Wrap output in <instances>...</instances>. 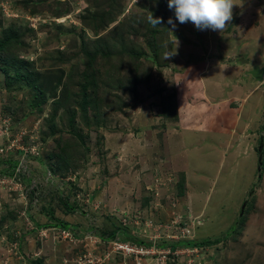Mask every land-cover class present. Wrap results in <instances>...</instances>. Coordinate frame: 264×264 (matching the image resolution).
<instances>
[{"label": "rangeland", "instance_id": "obj_1", "mask_svg": "<svg viewBox=\"0 0 264 264\" xmlns=\"http://www.w3.org/2000/svg\"><path fill=\"white\" fill-rule=\"evenodd\" d=\"M235 2L221 32L168 0H0V59L26 65L11 86L0 69V264H264V83L243 79L264 62V0ZM103 10L101 31L82 28ZM96 41L110 53L88 66L79 45ZM53 115L61 169L42 140Z\"/></svg>", "mask_w": 264, "mask_h": 264}, {"label": "trees", "instance_id": "obj_2", "mask_svg": "<svg viewBox=\"0 0 264 264\" xmlns=\"http://www.w3.org/2000/svg\"><path fill=\"white\" fill-rule=\"evenodd\" d=\"M60 2V1H59ZM27 7L29 6V4H26ZM162 6V2H159V5H157V8L155 7H151L150 10H157V9H161ZM111 12V10L107 13V10H103L101 12H97V13H90V14H85L82 16L81 19H79L81 21L82 24V28L84 27H88L90 29H92L95 33H98L99 31H101L103 29V27L107 24L108 21V17L107 15ZM59 14V12L57 13ZM155 36H152L151 38L153 39ZM97 42V41H96ZM12 38H5L4 40L1 39L0 40V53L5 49L8 48L10 45H12ZM103 47L100 48L101 45H99V42H97L96 44L85 46L84 42H81L79 47L80 50L77 52V55H84L85 58H87L86 63L89 65H91V61L95 60L96 57L98 55H102V56H106L110 53L109 49H106L110 44L108 43V41H106L105 43H103ZM112 52V51H111ZM132 54L136 55L138 54V52L134 49H132L130 51ZM0 59V65H2L0 67L1 70H3L6 74H7V78H8V84L11 86L14 81H16V79H21V77H25L24 75L26 74H22L19 73L18 71H21L22 69L26 68V65L24 64L23 61H11V59L9 60H3ZM5 63V65H3V63ZM9 65H11L12 69H13V76L10 77V73H9ZM18 70V71H17ZM95 74H94V70H91L90 72H84L82 74V84L80 83V89H82V109L83 111H87V108L89 106V102H96V99L99 100V96L97 94V82H92V80H95ZM61 78H59L58 80V84H55V87L53 88V92H56V88L57 86L60 84ZM92 82V83H91ZM9 86V89H10ZM40 89L39 88V95H40ZM55 89V90H54ZM70 89H68V85L65 86V90L62 91L61 94L65 95V99H67V97L70 95L69 93ZM91 93V94H90ZM55 94V93H54ZM45 100V97H41L39 99V97L37 98V101H32V104L35 105V107H37L38 109L41 108V102H43ZM56 101V99H55ZM63 102H59L57 103L55 106L56 107H63ZM55 106H53V109L58 110L59 108H56ZM34 107V106H31ZM55 115H53L52 117L50 116V118H48L47 120V124H46V130L42 132V140L44 142H46V147L50 146L52 151L50 152L49 156L50 157H55L57 159V162H55V164L53 165V167H57V168H62V166H58L59 164V159L62 157V155H64V153L66 152V148L69 146L68 143V139H66V136H63L61 133L59 132V134L57 135V131H60L59 129L56 128V123H54L55 120ZM74 127V126H71ZM74 133L77 134V136H83V133L79 132V131H74L72 130ZM57 136V137H55ZM52 138V139H51ZM262 163V162H261ZM260 165V164H259ZM67 204V203H66ZM68 208H71V206L69 204ZM68 225V224H67ZM144 244L142 241L139 242V244ZM202 243L204 244L205 241L202 242H198V241H190V240H182V241H178V242H173L172 244H170L172 249H176L178 247L181 246H199L202 245ZM149 246V244H144V246ZM165 246V244L160 245L159 247ZM35 264H40L39 262H35Z\"/></svg>", "mask_w": 264, "mask_h": 264}, {"label": "clouds", "instance_id": "obj_3", "mask_svg": "<svg viewBox=\"0 0 264 264\" xmlns=\"http://www.w3.org/2000/svg\"><path fill=\"white\" fill-rule=\"evenodd\" d=\"M236 4L235 0H168V7L175 10V17L181 24L190 21L197 27V29L204 30L210 28L221 32L233 19V7ZM161 19L162 18H154L152 16L150 17V22L155 26L161 23ZM168 23L175 27V22L171 17L169 18ZM248 70L250 69L244 70V75ZM248 76L254 80L250 74ZM248 76H245L243 79L248 78ZM257 83H264V80L263 82ZM261 143H263L262 138ZM262 152H260V156L262 155ZM260 156L259 164L261 165L262 156ZM260 175L261 174H259V176Z\"/></svg>", "mask_w": 264, "mask_h": 264}, {"label": "water", "instance_id": "obj_4", "mask_svg": "<svg viewBox=\"0 0 264 264\" xmlns=\"http://www.w3.org/2000/svg\"><path fill=\"white\" fill-rule=\"evenodd\" d=\"M238 61L244 62L245 64L249 63V60L244 59V58H239ZM249 74L254 78L255 82H263V80H264V64L263 65H259V64H255V63L251 64V68H250V70L245 72V76H248ZM262 148H263V143H260V147H259L260 152H262Z\"/></svg>", "mask_w": 264, "mask_h": 264}, {"label": "built area", "instance_id": "obj_5", "mask_svg": "<svg viewBox=\"0 0 264 264\" xmlns=\"http://www.w3.org/2000/svg\"><path fill=\"white\" fill-rule=\"evenodd\" d=\"M1 131V130H0ZM3 133V132H2ZM120 248H124L126 251H128V252H130V251H134L133 250V248L132 247H129L127 244H125V245H120L119 246ZM118 247V248H119ZM141 247H144V248H147V249H144V248H141V251H137L136 250V253L134 254V255H138L139 253L140 254H145V253H147L148 251H151V250H148V246H141ZM125 253V252H124Z\"/></svg>", "mask_w": 264, "mask_h": 264}, {"label": "bare ground", "instance_id": "obj_6", "mask_svg": "<svg viewBox=\"0 0 264 264\" xmlns=\"http://www.w3.org/2000/svg\"><path fill=\"white\" fill-rule=\"evenodd\" d=\"M207 96V95H206ZM249 124V123H248ZM191 129V128H190ZM190 132V131H189ZM188 134V133H187ZM195 201V200H194ZM195 203V202H194ZM195 211V210H194ZM201 213V212H200Z\"/></svg>", "mask_w": 264, "mask_h": 264}, {"label": "flooded vegetation", "instance_id": "obj_7", "mask_svg": "<svg viewBox=\"0 0 264 264\" xmlns=\"http://www.w3.org/2000/svg\"><path fill=\"white\" fill-rule=\"evenodd\" d=\"M264 63V62H263ZM263 65V64H262Z\"/></svg>", "mask_w": 264, "mask_h": 264}]
</instances>
